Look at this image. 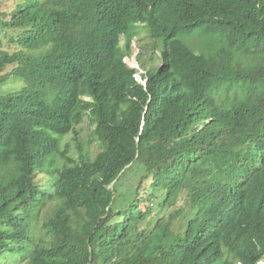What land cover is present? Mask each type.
<instances>
[{"label": "trees", "instance_id": "1", "mask_svg": "<svg viewBox=\"0 0 264 264\" xmlns=\"http://www.w3.org/2000/svg\"><path fill=\"white\" fill-rule=\"evenodd\" d=\"M7 8L0 264L264 262V0ZM143 35L160 46L137 57L144 84L123 59ZM84 121L99 149L74 139V159L61 144Z\"/></svg>", "mask_w": 264, "mask_h": 264}, {"label": "rangeland", "instance_id": "2", "mask_svg": "<svg viewBox=\"0 0 264 264\" xmlns=\"http://www.w3.org/2000/svg\"><path fill=\"white\" fill-rule=\"evenodd\" d=\"M17 0H0V7L3 10H7V7H12ZM8 2V3H6ZM7 6V7H6ZM137 38V39H136ZM133 39L131 43V53L129 56H125L123 59L126 62V64L136 69V73H134V77L141 81V73H144V70L142 69L140 65V61L137 60V57H139V60L142 61V63L145 66H148L150 64L157 65L160 63L159 59V50L160 46L159 44H156V41L154 39H149L146 36H141L140 39L138 36ZM195 48V51L198 52L199 48L196 45H193ZM139 53H141L139 55ZM11 68L8 66L7 70L9 71ZM18 80L22 83V79L18 78ZM20 82L11 81L9 83L10 87H21ZM75 129L77 130V133H69L67 134L63 139L69 141V143L61 144V148L65 147V144H68V154L74 158L77 159L79 153L77 152V149L75 147V141L74 139H79L83 143V148H86L88 146V151L92 154V156L98 151L99 146L95 141L88 140V137H91L92 132V126L88 124L87 121H84L81 124L76 125ZM133 172L137 171V168L132 166ZM132 172L126 171L116 183H112L110 185V188L114 187L117 190L118 193V200H121L122 197L119 195V193H123V195H128L129 190L132 189L135 186V182H133V174ZM40 178V177H39ZM183 197L178 199L177 206L182 205Z\"/></svg>", "mask_w": 264, "mask_h": 264}, {"label": "clouds", "instance_id": "3", "mask_svg": "<svg viewBox=\"0 0 264 264\" xmlns=\"http://www.w3.org/2000/svg\"><path fill=\"white\" fill-rule=\"evenodd\" d=\"M136 79V78H135ZM137 80V79H136ZM143 79L141 78V81H142ZM142 83L144 84V80L142 81ZM263 262V261H262ZM257 264H259V262L257 263Z\"/></svg>", "mask_w": 264, "mask_h": 264}, {"label": "bare ground", "instance_id": "4", "mask_svg": "<svg viewBox=\"0 0 264 264\" xmlns=\"http://www.w3.org/2000/svg\"><path fill=\"white\" fill-rule=\"evenodd\" d=\"M259 264H264V262L260 261Z\"/></svg>", "mask_w": 264, "mask_h": 264}]
</instances>
